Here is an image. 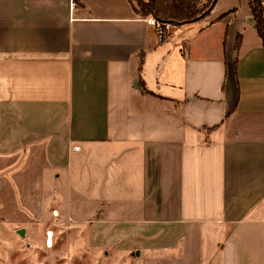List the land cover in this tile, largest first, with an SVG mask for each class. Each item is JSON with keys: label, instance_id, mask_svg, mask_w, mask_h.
I'll return each instance as SVG.
<instances>
[{"label": "crops", "instance_id": "crops-1", "mask_svg": "<svg viewBox=\"0 0 264 264\" xmlns=\"http://www.w3.org/2000/svg\"><path fill=\"white\" fill-rule=\"evenodd\" d=\"M145 17L129 0H0V224L70 223L61 238L84 230L109 262L264 264L249 0L163 41Z\"/></svg>", "mask_w": 264, "mask_h": 264}, {"label": "rangeland", "instance_id": "rangeland-1", "mask_svg": "<svg viewBox=\"0 0 264 264\" xmlns=\"http://www.w3.org/2000/svg\"><path fill=\"white\" fill-rule=\"evenodd\" d=\"M209 1L200 0L199 3L205 7ZM51 219V223L47 225L34 224L25 236L19 235L17 233L19 228L15 229L11 224H0V264H134L131 263L134 261L133 257L125 261L119 256L109 262L102 250L97 251L95 247L92 249L84 230L82 236L67 238L68 234L64 233L66 237L62 239L63 232L60 231L71 229L72 224L57 223V219L54 221L52 217ZM76 226L78 227V224ZM46 227L55 232L54 238L52 237L53 246L50 248L45 242ZM76 245L81 248V255L74 253L77 251Z\"/></svg>", "mask_w": 264, "mask_h": 264}, {"label": "trees", "instance_id": "trees-1", "mask_svg": "<svg viewBox=\"0 0 264 264\" xmlns=\"http://www.w3.org/2000/svg\"><path fill=\"white\" fill-rule=\"evenodd\" d=\"M139 15H154L160 20L173 23L191 22L207 15L215 0L205 7L200 0H129ZM256 28L264 44V18L260 0H249Z\"/></svg>", "mask_w": 264, "mask_h": 264}, {"label": "built area", "instance_id": "built-area-1", "mask_svg": "<svg viewBox=\"0 0 264 264\" xmlns=\"http://www.w3.org/2000/svg\"><path fill=\"white\" fill-rule=\"evenodd\" d=\"M145 20L155 28L159 41H163L169 37L174 27L173 22L160 20L152 14L146 16Z\"/></svg>", "mask_w": 264, "mask_h": 264}, {"label": "bare ground", "instance_id": "bare-ground-1", "mask_svg": "<svg viewBox=\"0 0 264 264\" xmlns=\"http://www.w3.org/2000/svg\"><path fill=\"white\" fill-rule=\"evenodd\" d=\"M52 234L53 233L51 231H49L48 234H47V239H46V243L48 242L47 245H50V246L53 244V241H52L53 235Z\"/></svg>", "mask_w": 264, "mask_h": 264}, {"label": "water", "instance_id": "water-1", "mask_svg": "<svg viewBox=\"0 0 264 264\" xmlns=\"http://www.w3.org/2000/svg\"><path fill=\"white\" fill-rule=\"evenodd\" d=\"M17 233H18L19 235H21V236H25V235H26V229H25L24 227L19 228V229L17 230ZM137 254L139 255V252H137Z\"/></svg>", "mask_w": 264, "mask_h": 264}]
</instances>
